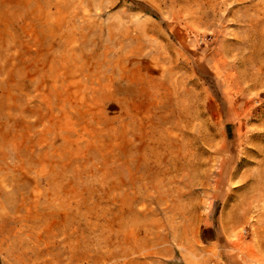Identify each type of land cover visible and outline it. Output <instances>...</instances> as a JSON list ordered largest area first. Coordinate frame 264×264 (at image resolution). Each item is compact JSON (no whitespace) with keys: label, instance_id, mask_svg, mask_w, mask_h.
Wrapping results in <instances>:
<instances>
[{"label":"rangeland","instance_id":"rangeland-1","mask_svg":"<svg viewBox=\"0 0 264 264\" xmlns=\"http://www.w3.org/2000/svg\"><path fill=\"white\" fill-rule=\"evenodd\" d=\"M0 0V264H264V0Z\"/></svg>","mask_w":264,"mask_h":264},{"label":"trees","instance_id":"trees-1","mask_svg":"<svg viewBox=\"0 0 264 264\" xmlns=\"http://www.w3.org/2000/svg\"><path fill=\"white\" fill-rule=\"evenodd\" d=\"M129 1L134 2V3L137 2L141 7L145 8V9H147V11L151 12V10H149V8H147V6H145V4H143L142 2H139L137 0H129ZM151 13H153V12H151Z\"/></svg>","mask_w":264,"mask_h":264}]
</instances>
